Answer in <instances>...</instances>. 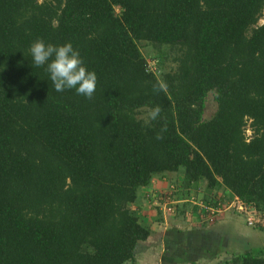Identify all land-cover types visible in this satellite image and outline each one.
Returning <instances> with one entry per match:
<instances>
[{
  "label": "trees",
  "instance_id": "1",
  "mask_svg": "<svg viewBox=\"0 0 264 264\" xmlns=\"http://www.w3.org/2000/svg\"><path fill=\"white\" fill-rule=\"evenodd\" d=\"M261 19L264 0H0V264L134 261L152 232L132 205L180 171L211 205L237 196L264 232ZM37 39L71 42L96 73L92 99L55 91ZM141 42L175 68L159 77ZM220 264H264V247Z\"/></svg>",
  "mask_w": 264,
  "mask_h": 264
},
{
  "label": "crops",
  "instance_id": "2",
  "mask_svg": "<svg viewBox=\"0 0 264 264\" xmlns=\"http://www.w3.org/2000/svg\"><path fill=\"white\" fill-rule=\"evenodd\" d=\"M167 176L160 175L155 178L161 177L165 183ZM148 189H152L151 186L141 189L138 201L132 207L137 209L141 221L150 226L152 233L147 240L138 244L135 260L125 264H220L235 254L244 252L251 246L248 245L249 242L263 234L259 229L245 223L243 217L234 209L223 212L216 223L211 225L194 223L187 226L184 222L179 223L172 212H167L162 220H158L150 205L146 204L148 201L144 200V192ZM237 242L244 247L243 250H234ZM230 253L232 255L229 257ZM223 255L226 258L220 261Z\"/></svg>",
  "mask_w": 264,
  "mask_h": 264
},
{
  "label": "rangeland",
  "instance_id": "3",
  "mask_svg": "<svg viewBox=\"0 0 264 264\" xmlns=\"http://www.w3.org/2000/svg\"><path fill=\"white\" fill-rule=\"evenodd\" d=\"M116 11H117V13H119L120 8L116 7ZM263 22H264V20L261 19L259 21V24H263ZM139 44H140V47H141V50H142L144 56L146 57V59L149 62V65L151 66L152 70L155 71L159 77H161L164 73H166L170 70H173L175 68V64L172 60V57L175 55L174 53H169L167 56L168 58H165L164 57L165 55L163 56L161 51L157 50L152 44L143 43V42H141ZM158 64H160V66H158ZM216 110H217V103L214 99V94L210 93L208 95L207 102H206V109H205L204 118L205 119L211 118L213 116V114L216 112ZM249 133H251V132H249ZM183 176H184L183 171H180L178 173L168 174L167 179L165 180L166 181L165 183L161 177L152 179V182L150 183V186L152 189H150V190L148 189L144 192L145 193V195H144L145 199L144 200L148 201V202H146V204L150 205L149 207H151L153 214L155 213L154 214L155 218H157L158 220H162V216L166 215V213L168 212L167 211L168 209L166 208V206L171 202V200H164L166 202V204L163 202H160V205H158V202H159L158 196H160L162 193L172 194V196H174V199H177V200H175V202H178V203L175 204L176 209H174L173 213H171V214L173 216H176L175 219H177L179 223L184 222L185 225H187V226L193 225L194 223L195 224H202V225L203 224L211 225V222L203 220L202 216L198 217V210L200 208L202 210L203 209L207 210L204 205H202L200 207V203L204 202L202 200L205 197L206 193L208 192L207 187H206V183H201L199 189H197V190L190 189L191 187H188V185L186 183H183V179H184ZM215 192H212V193L214 194ZM140 193H141V191H140ZM217 194H218V196H216V197L223 196V194H225L227 197H229L228 198L230 201L229 205L237 207L238 210H236V211L239 212V214L243 217L245 223H247L248 225H249V223H248L249 220H250V222L251 221L253 222V220L256 218V212H253V211H251V212H253V214L255 215V218L254 219L252 217L248 218L250 215V212L247 216V214L244 212L245 208L241 209L243 207L241 202L238 200L235 201L236 196L231 195L232 193L230 191H226L224 189H221L218 191ZM146 197H147V199H146ZM215 199H217V198H215ZM184 200H187V201H184ZM137 201H138V199H137ZM137 201H136V203H137ZM175 202H173V203H175ZM141 203H142V201H141ZM143 203H145V202H143ZM164 207H165V209H164ZM224 208H226L224 213L232 210L231 208H228L227 206H225ZM140 218H141V216H140ZM243 225L246 229H248V227L245 226V224H243ZM249 226H251V225H249ZM262 233L263 234H261V236L253 239L251 242L248 243V245H251L248 249L264 247V232H262ZM236 244L237 245L234 248V250L235 249L237 251L243 250L242 248H244V247L239 245L238 242ZM231 255H232V253L229 254V257ZM224 258H226L225 255H223L220 258V261L221 260L223 261Z\"/></svg>",
  "mask_w": 264,
  "mask_h": 264
},
{
  "label": "clouds",
  "instance_id": "4",
  "mask_svg": "<svg viewBox=\"0 0 264 264\" xmlns=\"http://www.w3.org/2000/svg\"><path fill=\"white\" fill-rule=\"evenodd\" d=\"M29 51L34 66L46 65V71L50 75L56 92L75 89L78 95L87 99L93 98L97 84L96 73L86 68L79 51L73 48L71 42L53 45L37 39L31 44ZM164 88L165 85L162 83L153 85V91L157 93L163 91ZM160 112L161 108L157 105L150 111L149 117L155 120ZM166 130L167 125L165 124L156 134V138L162 139Z\"/></svg>",
  "mask_w": 264,
  "mask_h": 264
},
{
  "label": "built area",
  "instance_id": "5",
  "mask_svg": "<svg viewBox=\"0 0 264 264\" xmlns=\"http://www.w3.org/2000/svg\"><path fill=\"white\" fill-rule=\"evenodd\" d=\"M158 197H159L158 198V200H159L158 205H160V202H163V203L166 204V202L164 200H171V202L166 206V208L168 209L167 210L168 212H172L173 213L174 209H176L175 204L178 203V202H175V200H177V199H174V196H172V194H168V193H162ZM216 198L217 199H214V200L218 201V206L211 205V204H209V202H207V201L205 202L204 200H202L204 202L200 203V207L202 205H204L207 210H204V209L202 210L201 208L198 210V217L202 216L203 220L209 221V222H211V224L215 223L220 218V216L222 215V213L226 209V208H224L225 206H227L228 208L234 209V210H238L237 207L229 205L230 204V201L228 199L229 197H227L225 194H223V196L216 197ZM236 200L241 202V204L243 205V207L241 209L245 208L244 212L247 214V216H248V214L250 212V215H249L248 218L252 217L254 219L255 215L253 214V212H251L253 210L251 208L245 206L243 204V202L237 196L235 198V201ZM184 201H187V200H184ZM173 202H175V203H173ZM164 209H165V207H164ZM248 223H249V225H251V226L253 225L254 226L255 223H256V218L253 220V222L252 221L250 222V220H249Z\"/></svg>",
  "mask_w": 264,
  "mask_h": 264
}]
</instances>
